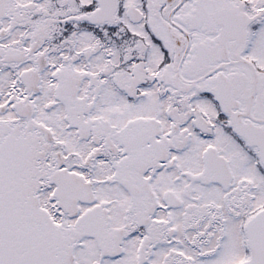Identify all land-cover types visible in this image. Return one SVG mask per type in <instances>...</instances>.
<instances>
[{
    "label": "snow or ice",
    "instance_id": "6c2138e0",
    "mask_svg": "<svg viewBox=\"0 0 264 264\" xmlns=\"http://www.w3.org/2000/svg\"><path fill=\"white\" fill-rule=\"evenodd\" d=\"M0 264H264V0H0Z\"/></svg>",
    "mask_w": 264,
    "mask_h": 264
}]
</instances>
